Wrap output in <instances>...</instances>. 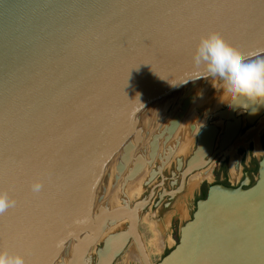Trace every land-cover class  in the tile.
Here are the masks:
<instances>
[{"label":"water","instance_id":"obj_1","mask_svg":"<svg viewBox=\"0 0 264 264\" xmlns=\"http://www.w3.org/2000/svg\"><path fill=\"white\" fill-rule=\"evenodd\" d=\"M208 32L246 60L263 54L264 0H0V192L15 201L0 214V252L63 264L71 246L67 264H86L106 226L126 218L94 264L119 239L112 264L130 238L143 264H264V154L247 188L209 186L156 262L139 231L142 200L118 206L169 113L213 81L192 61ZM236 111H219L220 132L214 124L198 131L182 186L216 137L224 148L238 134ZM262 115L264 107L243 112L249 124Z\"/></svg>","mask_w":264,"mask_h":264},{"label":"rangeland","instance_id":"obj_2","mask_svg":"<svg viewBox=\"0 0 264 264\" xmlns=\"http://www.w3.org/2000/svg\"><path fill=\"white\" fill-rule=\"evenodd\" d=\"M263 55H264V53H263ZM263 57L264 56H262L261 58H263ZM207 91H209V92H207ZM219 91H220V85L215 80H213L207 86L206 93L202 96L205 101L202 102V104L198 105L197 107L195 106V113L198 116L203 115L204 121L206 120V123L209 122V123H212L216 126L217 125L220 126V119H221L219 117V115L217 114V111L220 109H223L225 107L224 105H222L219 102V99H218ZM198 107H203L202 113L199 110H197ZM198 109H200V108H198ZM207 109H208V111H207ZM178 110L180 111V107L173 110L174 111L173 113L176 114ZM236 115L240 116L241 126H240V131H239L238 135L232 141V143L230 144V147L231 148L233 147L232 148L233 150L231 149V151H233L234 154L237 151L238 147H242L245 150V161L247 162L248 157H249V153H250L249 152L250 147H252L253 152L257 153V151H258L259 135L261 134L262 131H264V125H262V123L264 122V115H262L260 117V119L258 121H256V123H254V124H249L245 121L244 116H243V112H240L239 110H237ZM164 124H165V122H164ZM164 124L161 126L160 129H162ZM260 125L263 127H261ZM258 126L260 127V129H258L259 128ZM220 131H221V127H219V132ZM174 138H175L174 140H176V139L179 140L182 145H184L185 142L189 144V142H191V141H192V144L190 146L191 148H189V150H188V154H187V152H186V154H182V153L179 154L178 148L175 147V145H174L175 142H171V140L170 141L168 140L167 142H165L163 144V138L158 137V144H159L158 150L161 149V151H162V146L165 144H168L171 147V151H172V155L170 157V160L166 163V166H165L166 168L164 167V169H165L164 170V176L165 177L163 180V183H164L163 185L167 189H172L174 187H178V189H179V187H181V185L179 184V172L176 169L174 157H181L182 160L185 161L186 157L191 153V151L194 147V138H192V135L188 130L185 132V130L180 129L177 132V134L174 135ZM250 141H252V144H250ZM157 154H159V153L157 152ZM227 154H230V153L228 151H226L223 155L220 154L221 155L220 157L224 158V157H226L225 155H227ZM230 157L231 156H228L229 165L231 162ZM240 158L241 157H239V159ZM161 162H162L161 158L155 157L152 160L151 166L146 165L145 168L147 167L148 169H156L159 167ZM214 163H215V161L213 162V164ZM171 171H173V172L171 173ZM252 177H253L252 179L255 180L257 177V174H253ZM159 181H161V179L159 180V178L157 176L155 179L148 181V183L142 184V191L140 192V194H138V195L132 194V197H129L126 194L128 200H126V202L123 200L120 202V204H125L128 201L130 204H132L133 202H135L137 200H146L147 197L149 196V191L152 188H155L154 189L155 193H154L153 197L151 198L150 202L146 205V208L144 210V214L147 213L148 217H150L157 224V228L159 229V231L160 232L162 231L161 233H162L163 237H168L169 241L170 240L172 241V244H169V245L166 244L162 251L157 250L153 245V233H152V230H151L150 225H149V220L146 217L145 218L141 217L142 219H140L139 231L141 233V236H142V239L144 242V246L146 248L148 256L152 262L158 261L176 243L177 238H178V229H179L180 225H182L184 223V221H186L187 219L190 218V211L192 209H194L195 201L198 199L199 187H200V185H197V186L193 187V189H192L189 187V185L187 186V184H186L185 187L184 188L182 187V189L178 193H175V195L171 196L170 198H166L163 196V198L159 202L155 203V199L157 198V195H158L159 191L161 190V185L159 184ZM209 182H211V181H209ZM155 183H157V184L154 185ZM127 198H125V196L123 197V199H127ZM136 207L140 209L139 205H136ZM140 212H141V209H140L139 213ZM124 222L126 223V221H124V220L119 221V223H117V224H120V225L116 230L124 229L125 225H126ZM115 225H113V226H115ZM100 243L101 242H98V244H97L98 247L100 246ZM129 247H127V248H129ZM127 248L123 251L122 255L119 258H117L112 264H126V260H128V258L124 254H125V252L128 251ZM94 249H95V247H93L92 250L89 252V254L91 256H89L90 258L88 259V261H90L91 264L94 262V259H92V257L95 258L97 256L95 254ZM128 264H136V263L133 261H130V263H128Z\"/></svg>","mask_w":264,"mask_h":264},{"label":"clouds","instance_id":"obj_3","mask_svg":"<svg viewBox=\"0 0 264 264\" xmlns=\"http://www.w3.org/2000/svg\"><path fill=\"white\" fill-rule=\"evenodd\" d=\"M192 61L203 75L220 85L219 102L227 108L255 115L264 107V59L246 60L215 32L199 38ZM42 185L34 183L33 193L40 192ZM15 206L7 193L0 192V214ZM0 264H25L18 254L0 252Z\"/></svg>","mask_w":264,"mask_h":264},{"label":"flooded vegetation","instance_id":"obj_4","mask_svg":"<svg viewBox=\"0 0 264 264\" xmlns=\"http://www.w3.org/2000/svg\"><path fill=\"white\" fill-rule=\"evenodd\" d=\"M197 97H199V96H197ZM194 99H196V98H194ZM194 99H192L190 101V103L188 104L187 109H186L185 112L182 111V106H180V111L178 110L177 113L178 114L181 113L183 115H182V117H180L179 125L177 127H179L181 125V123L183 124V121H184V119H185V117L187 115V112L190 109V106L192 105ZM183 101L184 100H182V102H181L182 105H183ZM198 108H200V109H198ZM198 108H197V110H199L202 113V108L203 107H198ZM220 110H222V109H220ZM220 110L217 111V114L219 113ZM207 111H208V109H207ZM235 115H236V112H235ZM174 116H179V115H173L172 118ZM172 118H171V120H172ZM203 118H204L203 115L198 116L195 113V118L193 120H190V122L188 121L189 124L187 123V125H186V131L188 130L191 133L192 138H194V147H193L191 153L186 157L185 161H183L181 157H174L175 164H176L175 166H176V169L179 172V184L180 185H181V180H182V172H183V170L186 167V160L189 157H191L193 155L194 151L197 149L196 135H197L198 131L200 129H202V127H208L210 124H212V123H209V122L206 123V120L204 121V123H201V120ZM259 119H260V117H259ZM234 124H236V123L233 122V121L230 122V126H232ZM223 125H224V120L220 119V126H218V125L217 126L215 125V126L216 127H221V130H222L223 127H224ZM262 125H264V122H263ZM191 126H195L194 130L195 129L196 130L195 131H191V129H190ZM230 126L228 125V127H230ZM235 137H234V139H235ZM234 139H232V141ZM232 141L227 146L222 148L220 146V144H219V138L216 137V141L214 142V145L211 148V150L208 151L207 154H205V156H203L200 159V165H201V163L203 165L202 168L193 171L191 174L186 175L185 179H186V183H187L188 178L192 174H195L197 172L201 173L202 179L197 184V185H200V187H199V195H198V199L197 200L204 198V196L207 193L208 187L213 185V184H222L224 186H229V187L247 188L248 186H250V185H252L254 183V180L252 179L253 178L252 175L253 174H257L259 160L261 159L262 155L264 154V131H262L261 134L259 135V148H258L259 151H257V153H255V152L252 151V147H250V150H249L250 153H249V157H248L247 162L245 161V150L242 147H238L237 151L235 152V154L233 153V151H231V149L233 148V147L232 148L230 147V144L232 143ZM187 144L188 143H186L185 145H187ZM190 144H192V141L189 142V145ZM250 144H252V141H250ZM174 145H175V147L179 148V146L181 145V142L176 139ZM229 147H230V149H229ZM226 151H228L230 154L225 155L226 157H224V158L220 157L221 156L220 154L223 155ZM171 155H172V151L169 150V152L166 155V159H163L162 162L160 163V165L163 163L164 166L162 167V176H160L159 174L156 175V177L158 176L159 180L161 179V181H159V184L161 185V190L159 191V193L157 195V198L155 199V203L159 202L163 198V196L166 197V198H170L171 196L175 195V193H178V192H176L178 187H174L172 189H167L163 185L164 184L163 180H164V177H165L164 176V170H165L164 167L166 166V163L170 160ZM228 156H231L230 158H233L232 166L229 165V163H228V161H229ZM155 157H157V156H155ZM239 157H241V158L239 159ZM178 159H180L181 162H182L181 166H179V164H178V161H177ZM214 161H215V163L213 164ZM158 168H156L154 170L157 171ZM172 172L173 171H171V173ZM209 181H211V182H209ZM186 183H185V185H186ZM156 184L157 183H155L154 185H156ZM185 185L184 186L181 185V186L184 188ZM154 189L155 188H153L152 191H154V193H155ZM150 192H151V190L149 191V196H150ZM153 195L154 194H152V197H153ZM149 196L147 197L146 201L149 199ZM151 198H150V200H151ZM133 204L134 203L130 204V206L133 205ZM145 208H146V205L144 206V210H145ZM126 225H125V228H126ZM130 240L131 239H129V241ZM101 246H102V244H100V247ZM124 249L114 259V261L122 255V252L124 251Z\"/></svg>","mask_w":264,"mask_h":264},{"label":"bare ground","instance_id":"obj_5","mask_svg":"<svg viewBox=\"0 0 264 264\" xmlns=\"http://www.w3.org/2000/svg\"><path fill=\"white\" fill-rule=\"evenodd\" d=\"M262 56H264L263 54L260 56H257V57H255V58H252V59H250V60H255V59H264V57L263 58H261ZM206 90H207V87H206V89H204L200 94H199V97H197L196 99H194V101H193V103H192V105L190 106V109L188 110V112H187V115H186V117H185V119H184V121H183V124L181 123V125L179 126V127H177L178 125H179V123H178V125L174 128V130L173 131H170L169 130V126H170V122L174 119V118H180V116L182 117V115L183 114H175V113H173L174 111H172L171 113H169V115H168V117H167V119H166V121H165V124H164V127L162 128V129H160V131H159V133H158V135H157V138H156V149H155V154H154V156L152 157V158H149V155H150V153H149V155H148V158L146 159V161H148V163L147 164H145L143 167H142V169L140 170V172H138L137 173V175L134 177V179L132 180V182H131V184H130V186H129V188H128V190H127V192H126V194L129 196V197H132V194L133 195H138V194H140V192L142 191V184H144V183H148V181H149V178L151 177V173L152 172H155L156 170H154V169H148L147 167L145 168V166L146 165H150L151 166V163H152V160L155 158V156H157V157H159V158H161L162 160H163V158L164 159H166V155H167V152H169V150H171V147L168 145V144H165V145H163L162 146V151H161V149L160 150H158V147H159V144H158V137H162L163 138V144L165 143V142H167L168 140L170 141L171 140V142H175V138H174V135L175 134H177V132L180 130V129H183V130H185L186 131V125H187V123L189 124V122H190V120H193L194 118H195V106L197 107L198 105H200V104H202V102H204L205 100L203 99V95L206 93ZM209 90V89H208ZM208 92V91H207ZM186 109H187V107H186ZM186 109L184 110L183 108H182V111L183 112H185L186 111ZM173 115H179V116H174L173 118H172V116ZM171 118H172V120H171ZM189 121V122H188ZM201 123H204V118L201 120ZM200 123V124H201ZM236 124H237V122H236ZM236 124H234V125H232V126H230V124H229V126L230 127H228L227 128V132L228 133H230V135H231V133L235 130V127H236ZM263 124V123H262ZM197 126V125H196ZM202 126V125H201ZM261 126V125H260ZM259 127V126H258ZM261 127H263V126H261ZM258 129H260V127L258 128ZM196 130V129H195ZM194 130V131H195ZM175 133V134H174ZM252 133V132H251ZM195 136V135H194ZM181 139V138H180ZM186 144V143H185ZM180 145L179 146V148H178V153L180 154V153H182V154H186V152H187V154H188V150H189V148H190V146H191V144L189 145V144H187V145ZM230 149V148H229ZM161 151V152H160ZM230 151V150H229ZM259 151V150H258ZM151 152V151H150ZM157 152L159 153V154H157ZM231 152V151H230ZM232 164H233V158H231V162H230V165L232 166ZM164 166V164L162 163L160 166H159V171L158 172H162V167ZM158 174V173H157ZM157 174H155V175H153L152 176V180L153 179H155L156 178V175ZM202 179V176H201V173L200 172H197V173H195V174H192L189 178H188V182L186 183L187 184V186L189 185V187L190 188H192L193 189V187H195V186H197V184L199 183V181ZM183 185V184H182ZM181 188H182V186L179 188V190L178 191H180L181 190ZM190 190V189H189ZM178 191H176V192H178ZM125 194V195H126ZM152 194H154V191H152ZM123 200V199H122ZM124 201V200H123ZM134 203V202H133ZM145 204H146V200H142L141 201V206H140V209L143 207L144 208V206H145ZM118 206H122L120 203H119V205ZM136 208V211H140V209L139 208H137V207H135ZM148 218V220H149V225H150V228H151V230H152V233H153V245H154V247L157 249V250H159V251H162L163 250V248H164V246L166 245V244H172V241L170 240L169 241V238L168 237H163V235H162V231L160 232L159 231V229L157 228V224L150 218V217H148V215H147V213H145V214H143L142 215V218ZM141 218V219H142ZM124 221H126V223L125 224H128V219H123ZM122 221V220H121ZM117 223H119V222H117ZM117 223H114V224H112V225H109V226H106V228L104 229V231H103V233L101 234V236L98 238V240L92 245V246H90L89 247V249L87 250L88 252H87V254H86V259L84 260L85 262H86V264H91L90 263V261H88V259L90 258L89 256H91L90 254H89V252L92 250V248L93 247H95V254H96V249H97V247H98V242H101L100 244H102V241L105 239V237H107L109 234H111V233H115V232H117V231H119V230H116L118 227H119V225L120 224H117ZM140 223V222H139ZM116 224V225H115ZM113 225H115V226H113ZM122 225V224H121ZM140 235H141V233H140ZM142 237V236H141ZM170 237V236H169ZM131 239V238H130ZM142 241H143V239H142ZM119 243H120V241H119V239H113L112 240V242H111V245H110V248L109 249H107L106 251L105 250H99V253L101 254V264H105V262L106 261H108V258H110L111 257V255L113 254L112 253V251H114V248H116V246L117 245H119ZM144 243V242H143ZM174 243V242H173ZM130 247H129V246ZM175 245V244H174ZM173 245V246H174ZM127 247H129V248H127ZM128 249V251L127 252H125V254L124 255H126V257L128 258V260H126V264H128V263H130V261H133V262H135L136 264H143L142 263V261H141V257H140V254H139V252H138V249H137V247H136V244H135V242L133 241V239H131L130 241H128V244L125 246V249ZM124 249V250H125ZM71 250H72V247L70 246L69 248H67L65 251L66 252H64V254H63V256L61 257V260H62V262H63V264H67V262H68V259H69V257H70V255H71ZM147 252V251H146ZM123 253V252H122ZM148 254V253H147ZM97 255V254H96ZM149 257V256H148ZM92 259H94V262L92 263V264H94L96 261H97V256L94 258V257H92ZM100 264V263H99Z\"/></svg>","mask_w":264,"mask_h":264},{"label":"trees","instance_id":"obj_6","mask_svg":"<svg viewBox=\"0 0 264 264\" xmlns=\"http://www.w3.org/2000/svg\"><path fill=\"white\" fill-rule=\"evenodd\" d=\"M205 197V196H204Z\"/></svg>","mask_w":264,"mask_h":264}]
</instances>
